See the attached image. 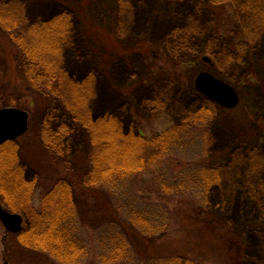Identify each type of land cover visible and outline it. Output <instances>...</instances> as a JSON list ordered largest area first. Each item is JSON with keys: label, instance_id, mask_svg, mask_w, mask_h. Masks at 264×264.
<instances>
[{"label": "rangeland", "instance_id": "rangeland-1", "mask_svg": "<svg viewBox=\"0 0 264 264\" xmlns=\"http://www.w3.org/2000/svg\"><path fill=\"white\" fill-rule=\"evenodd\" d=\"M19 3L29 23L66 18L61 67L78 84H88L89 92L82 103L71 98L70 104L51 95L41 115L42 105L26 89L0 94V108L29 114L26 132L0 147V205L23 216L22 229L29 225L16 204L30 199L28 208L39 210L51 203L57 195L50 191L51 176L60 166L72 173L66 182L78 208L70 234L83 249L75 264H149L169 256L163 246L198 264H264V0ZM6 22L1 13L0 27ZM6 52L0 68L18 73L19 61ZM203 71L236 91L234 107L213 103L196 88ZM98 118L108 122L100 125L102 138L118 132L126 151L139 134L153 141L151 147L138 141L137 159L135 152L121 159L145 169L112 184L96 180L97 162L107 166L109 155H98L85 125ZM57 127L65 131L61 163L40 138L43 128L49 135ZM167 185L172 191L163 189ZM93 200L100 201L96 208ZM104 201L118 220L104 213ZM234 236L238 262L231 256ZM111 239L124 243L118 257ZM15 241L0 222V264L32 263L33 253L26 257ZM42 257L41 264H49Z\"/></svg>", "mask_w": 264, "mask_h": 264}, {"label": "trees", "instance_id": "trees-1", "mask_svg": "<svg viewBox=\"0 0 264 264\" xmlns=\"http://www.w3.org/2000/svg\"><path fill=\"white\" fill-rule=\"evenodd\" d=\"M24 8L25 7L19 3V0L9 2L0 0V14L3 13V15H6L8 18V22L5 24L2 23V27H0V54H2L3 51L6 52V48H9L11 55L14 54L19 61L18 66L20 68L18 73L14 69L10 72V74H7V70L3 71L0 68V94L6 95L4 94L6 92L3 91H9V88L16 89L18 93L19 91L21 92L22 88L26 89L30 94L29 96H31V98H33L36 103L42 105L39 111L40 115L42 112H46L49 108L48 105L49 100H51V95L59 97L61 101L66 104H70L73 99L79 102L80 98L82 103L84 100H86L89 93L87 92L88 84H78L61 67L62 43L66 41L69 31V23L67 22L66 18L57 16L58 18L52 21L43 20L29 23ZM1 47L3 48L1 49ZM5 54L8 53L6 52ZM15 104V106H19L18 103ZM22 106L24 107V105ZM47 115L49 116L50 113L47 112ZM104 121L105 119L98 118L94 122L90 121V124L87 123V125H85L83 122L82 124L87 126V129H90L89 133H92L90 143L94 149L99 151L98 155H100V152L102 154L103 151L108 152L109 155V163L107 166H105L106 169L104 166L102 167L100 165V162H97L99 164H97L99 166V168H97V153L96 151L93 153L92 163L93 165H96L97 172H95L98 176L96 180H99L100 176L101 180L103 179L106 181V183L112 184L117 182L119 178L126 176L128 173L131 174L145 169V166H140L137 163L135 164L136 161L133 163H127L125 165L121 159L124 160L125 158H130L132 155L131 153L133 152L136 153L134 157L137 159L138 141L143 142V144H147L149 147L153 146V141L143 139V135L139 134L137 137H132L130 148H134V151L131 149L126 151V149L121 148V143L119 144V140L115 138V136L119 134L118 132L116 135L111 133L110 136H107V138H102L103 136L99 130L102 127H100V125H102ZM105 122L108 123L107 121ZM54 132L55 135L52 134ZM54 132L49 135H44L43 128V130H41L40 138L44 141V143L47 144V150L49 149L48 151H50L52 154L55 153L56 155L60 156V158L58 157L56 159H58L57 163H61L60 159L64 156L62 155L63 148L61 144V138L64 136L65 131L57 127V132ZM115 139L116 141L114 142L113 140ZM14 142L15 140L4 141L0 143V147L3 148L2 146L12 145ZM115 158H118L117 161L120 162L115 161ZM94 167L95 166H93V168ZM91 168L92 166L89 167V170ZM55 169L56 172L51 176L52 188L50 191L57 192V195L50 200L51 203H44L40 206L39 210H36L35 208H31L32 210H30L28 208L30 199L28 201L22 202L24 203L22 205L21 203L16 204V207L20 206L19 211H22L21 213L24 215V218L27 219L29 227L26 231L22 229L19 232L11 233V235L15 238L16 244L23 250L26 257H31L29 253H33L32 256L35 257V260L30 264H41V260L38 258L39 256H43V259L46 258L44 260H46L49 264H75V261L79 260L81 257L83 246L77 245L73 241L70 234V227L72 226V223L76 222V220L78 221V208L74 203L73 194L71 193L69 195L71 192V185L69 184L71 183L66 182V177H68L71 171H68L67 168L60 166H57ZM74 173L78 174L77 170H75ZM209 174L215 176L214 171H211ZM92 183L93 184H90L91 186L96 185L95 180ZM49 187L50 186L48 185V189ZM163 189L172 191L169 185L165 186ZM86 200L87 199L84 198V201ZM97 201L93 200V205H96ZM105 201L104 205L108 206L109 211L104 213H107L115 220H118L119 217L117 216L116 212H114L113 207L109 205L108 201ZM9 205L12 207L11 210L17 209H14V203ZM95 205L92 206V208H96ZM73 208L76 209V212H72ZM94 213L96 214V212ZM104 221H106L107 224H109V222L112 224L113 222H116L110 219H104ZM112 224L110 227L116 228V226H112ZM119 224L121 225V222H119L118 225ZM233 241L234 255L232 254L231 256L233 260H237L238 262L241 254L240 251H238L239 245L235 236L233 237ZM117 243H114V240L112 241L113 257H118L119 252L122 251L119 246L124 244ZM163 247L170 249L169 256H161V260H157V258H155L154 262L150 261L149 264L199 263L194 259L190 257L186 258L182 253L175 251L174 247Z\"/></svg>", "mask_w": 264, "mask_h": 264}, {"label": "water", "instance_id": "water-1", "mask_svg": "<svg viewBox=\"0 0 264 264\" xmlns=\"http://www.w3.org/2000/svg\"><path fill=\"white\" fill-rule=\"evenodd\" d=\"M204 59L208 60L207 57ZM196 88L213 101L234 107L238 101L236 91L227 83L208 72H200L195 81ZM28 126V112L24 109L8 106L0 108V143L14 140L24 134ZM0 222L6 231L16 233L23 228V216L10 212L0 205Z\"/></svg>", "mask_w": 264, "mask_h": 264}, {"label": "flooded vegetation", "instance_id": "flooded-vegetation-1", "mask_svg": "<svg viewBox=\"0 0 264 264\" xmlns=\"http://www.w3.org/2000/svg\"><path fill=\"white\" fill-rule=\"evenodd\" d=\"M207 61H209V59L207 60ZM208 98V97H207ZM209 100H212V99H210V98H208ZM213 101V100H212ZM211 102V101H210ZM213 103H217V102H215V101H213ZM219 104V103H218Z\"/></svg>", "mask_w": 264, "mask_h": 264}]
</instances>
